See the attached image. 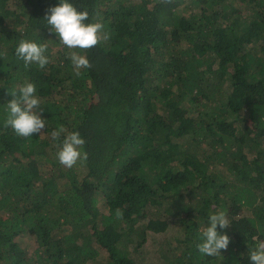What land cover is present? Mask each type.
<instances>
[{
  "label": "trees",
  "instance_id": "obj_1",
  "mask_svg": "<svg viewBox=\"0 0 264 264\" xmlns=\"http://www.w3.org/2000/svg\"><path fill=\"white\" fill-rule=\"evenodd\" d=\"M69 2L110 38L68 49L45 18L60 0H0V264H139L170 227L169 264H251L264 240V0ZM21 40L47 44L43 69L16 56ZM70 51L92 67L77 76ZM25 82L45 119L28 138L4 126ZM59 125L85 139L72 168L56 157ZM217 210L230 243L202 255ZM26 235L37 245L24 258Z\"/></svg>",
  "mask_w": 264,
  "mask_h": 264
},
{
  "label": "clouds",
  "instance_id": "obj_2",
  "mask_svg": "<svg viewBox=\"0 0 264 264\" xmlns=\"http://www.w3.org/2000/svg\"><path fill=\"white\" fill-rule=\"evenodd\" d=\"M45 18L50 30L55 32L60 43L68 49L88 50L110 38L103 23L86 22L89 20L88 11L78 10L69 0H60L57 6L49 8ZM47 50L48 46L45 43L21 40L15 54L23 60L25 67L36 64L43 69L49 63ZM69 59L77 76L80 75L81 69L92 67L89 59L77 51H70ZM36 93V85L25 82L19 89V95L12 93L14 98L7 104L4 126L10 127L20 137H32L34 134H41L45 129V119L41 116L43 109ZM50 136L53 141H60L63 136L56 153L61 165L72 168L78 161L87 158V154L81 151L85 139L79 131H68L64 125H59L50 133ZM115 216L117 219H122L123 212L117 209ZM230 223L227 212L224 210H217L210 214L207 225L201 231V242L197 245L198 251L206 256H217L221 254V250L226 251L230 237L217 229L219 227L220 230H225ZM249 259L251 264H264V240L257 239L255 247L249 253Z\"/></svg>",
  "mask_w": 264,
  "mask_h": 264
},
{
  "label": "rangeland",
  "instance_id": "obj_3",
  "mask_svg": "<svg viewBox=\"0 0 264 264\" xmlns=\"http://www.w3.org/2000/svg\"><path fill=\"white\" fill-rule=\"evenodd\" d=\"M203 115V113H201ZM79 161L77 162V164ZM104 212L108 210L105 207H101ZM173 231V232H172ZM172 232V233H169ZM177 228L170 227L167 232L160 234L156 237H149L147 243L141 248L139 255H143V258L139 264H169L168 259L175 257L178 254V249L175 248L176 242L171 239L169 234L176 235ZM19 249H25V257L30 256L35 249V238L31 235H26L22 239H18ZM134 255L137 254L134 252Z\"/></svg>",
  "mask_w": 264,
  "mask_h": 264
}]
</instances>
